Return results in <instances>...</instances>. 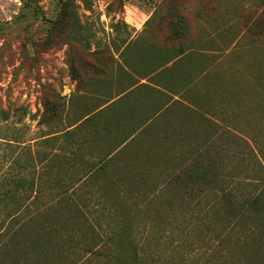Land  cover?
I'll return each instance as SVG.
<instances>
[{
    "label": "rangeland",
    "instance_id": "1",
    "mask_svg": "<svg viewBox=\"0 0 264 264\" xmlns=\"http://www.w3.org/2000/svg\"><path fill=\"white\" fill-rule=\"evenodd\" d=\"M208 31L171 120L121 143L125 51L167 64ZM263 184L264 0H0V264H122L125 232L132 264H257L264 226L226 200Z\"/></svg>",
    "mask_w": 264,
    "mask_h": 264
},
{
    "label": "crops",
    "instance_id": "2",
    "mask_svg": "<svg viewBox=\"0 0 264 264\" xmlns=\"http://www.w3.org/2000/svg\"><path fill=\"white\" fill-rule=\"evenodd\" d=\"M202 34L196 44L200 47V55L197 54L196 57L187 55L182 49L186 43L179 41L176 45L178 55L167 64L163 62V55L153 57L152 61L151 56L139 48L125 51L123 70L115 76L116 84L113 89L117 88V91L101 106L106 109L107 118L111 120L108 126H111L112 133L118 137H125L121 143L124 144L138 135L149 134L147 130L152 129L154 122L161 117L171 120L169 112L172 107L179 103V97L187 95L188 81L182 79L178 69L183 72L185 65L195 67L197 64H209L210 57L205 56L204 51L209 53L211 48L208 41L210 32ZM150 63L152 67L143 71L142 67H148ZM172 66L177 67L175 72H169ZM180 89L183 90L180 92ZM145 93L152 95L147 98L142 96Z\"/></svg>",
    "mask_w": 264,
    "mask_h": 264
},
{
    "label": "trees",
    "instance_id": "3",
    "mask_svg": "<svg viewBox=\"0 0 264 264\" xmlns=\"http://www.w3.org/2000/svg\"><path fill=\"white\" fill-rule=\"evenodd\" d=\"M65 9L63 10V15L60 16V19L55 20V26L62 28L60 25V22L63 20L65 21L66 18H73V11L69 8L67 2H65L64 5ZM62 21V23H63ZM73 71V69H72ZM73 74V73H72ZM74 76V75H73ZM44 107L52 110L53 104L49 103L48 101L44 102ZM200 175H203L202 173ZM264 184L262 189L259 192L253 193L251 196L245 198H231L227 199L226 202L229 203L228 208H226V212H228L231 215H234L238 218V221H240V224L242 225L243 229H248L252 222H254L253 226H264ZM249 222V223H248ZM248 227V228H247ZM123 229V228H122ZM123 231V230H122ZM264 231V229H263ZM131 239L129 238V235L127 232L123 234V238L121 241L122 249H127L128 254L126 259H124L122 264H132L135 258V254H138V250L133 247L130 243ZM130 246L133 247V250L130 248ZM130 250H132L130 252ZM260 257V261L257 264H264V238L261 234L258 235V238L254 241V251L253 256Z\"/></svg>",
    "mask_w": 264,
    "mask_h": 264
}]
</instances>
